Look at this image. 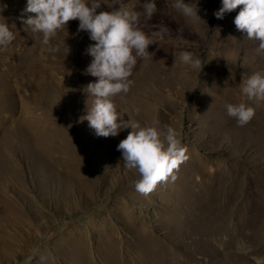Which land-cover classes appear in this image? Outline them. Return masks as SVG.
<instances>
[{"label":"rangeland","instance_id":"1","mask_svg":"<svg viewBox=\"0 0 264 264\" xmlns=\"http://www.w3.org/2000/svg\"><path fill=\"white\" fill-rule=\"evenodd\" d=\"M143 2L120 0L140 12L146 33L167 32L114 101L125 119L178 130L187 157L174 180L147 194L116 148L129 129L97 136L82 117L94 100L82 89L96 78L84 71L91 41L78 20L50 38L53 52L18 19L25 0H0V22L14 33L0 46V264H254L251 256H264V98L242 92L264 70V50L236 29L239 6L218 19L220 0H199L202 19L191 20L174 0H156L147 18ZM103 3L110 9L113 0ZM182 50L202 58L200 73L178 60ZM240 102L255 109L243 126L225 107ZM203 198L208 207L219 199L224 211L208 215ZM176 215L193 216L184 231L172 226ZM73 238L90 252L83 262L68 254Z\"/></svg>","mask_w":264,"mask_h":264},{"label":"clouds","instance_id":"2","mask_svg":"<svg viewBox=\"0 0 264 264\" xmlns=\"http://www.w3.org/2000/svg\"><path fill=\"white\" fill-rule=\"evenodd\" d=\"M103 0H25L18 19L23 26L31 27L33 32L42 34L41 43L55 52L57 46L50 44V38L67 22L78 20L77 32L87 33L89 44L84 54L91 57L84 71L95 77L83 91L94 97L91 107H87L83 119L97 136H116L120 131L129 129L117 145L126 168H134L139 179L134 187L142 193H149L157 182L169 176L174 180L173 170L187 159L178 130L172 126L160 127L158 120L151 125L142 126L128 114L124 118L114 101L121 93H127L133 81L130 79L138 58H147L149 45L157 43L154 38H162L167 32L162 27L154 33H146L140 26V12L132 5H123L113 0L109 9ZM239 10L233 18L237 30L246 33L249 39L258 41L257 50H264V0H220V7L213 15L223 19L226 12ZM173 7L184 17L191 20L202 19L199 0H174ZM143 13L150 18L157 11L156 0H144ZM207 12V9H204ZM14 33L9 24L0 22V46L9 44ZM69 52V46L64 42ZM178 60L201 72L204 64L200 56L182 50ZM242 92L247 99L264 98V70L251 73L243 84ZM227 115L234 117L238 125L246 124L255 113L251 104L245 102L226 104ZM254 264H264V256L253 255Z\"/></svg>","mask_w":264,"mask_h":264},{"label":"bare ground","instance_id":"3","mask_svg":"<svg viewBox=\"0 0 264 264\" xmlns=\"http://www.w3.org/2000/svg\"><path fill=\"white\" fill-rule=\"evenodd\" d=\"M150 116V115H149ZM148 116V117H149ZM147 117V118H148ZM7 149V148H6ZM193 190V189H192ZM201 192V191H200ZM198 194V193H197ZM214 194H217V195H219L220 194V191H215L214 192ZM214 194H212V195H214ZM249 197V196H248ZM208 198V197H207ZM204 199V198H203ZM226 199V198H225ZM217 200H219V199H217ZM217 200L213 203V205L211 206V207H208L207 206V201L204 199L203 200V202H202V207L204 208V207H206V208H204L203 209V211H207V213H208V215H216L217 217H218V215H219V212L221 211L220 210V207L222 208V210H223V205L219 202V204H220V206H218V207H216V203H217ZM228 206H229V204H228ZM227 206V207H228ZM232 206V205H231ZM225 208V207H224ZM236 209V208H235ZM243 209V208H242ZM218 210H220L219 212H218ZM224 211V210H223ZM232 213V212H231ZM226 214H227V211H226ZM141 215V214H140ZM203 215H205V214H203ZM222 215V214H221ZM141 217V216H140ZM201 217H203L202 215L200 216V218ZM206 217V216H205ZM221 217V216H220ZM225 217V215L223 216V218ZM192 218H193V216L192 215H176L175 217H174V222L172 223V226L173 227H176V225H177V227H176V229H178V230H181V231H184V229H185V226L186 225H188L189 224V222L192 220ZM200 218H198V219H195V220H197V222L199 223V225L200 226H202V224L204 223V219L202 220L203 222H200ZM211 218V217H210ZM137 220V219H136ZM216 220V219H215ZM217 221V220H216ZM215 221V222H216ZM26 222V221H25ZM214 222V223H215ZM222 222V221H221ZM233 222V221H232ZM223 223V222H222ZM226 223V222H225ZM208 224V223H207ZM206 224V225H207ZM234 224V223H233ZM214 225V224H213ZM227 225V224H226ZM218 226V225H217ZM221 226V225H220ZM203 227H205L204 225L202 226V229H203ZM138 228V227H137ZM189 228V227H188ZM208 227H205V229H207ZM220 228H222V227H220ZM229 228V227H228ZM175 229V230H176ZM213 229H215V228H213ZM223 229V228H222ZM241 229V228H240ZM4 230V229H3ZM98 230H100V229H98ZM234 230V229H233ZM232 230V231H233ZM101 231H103L102 229H101ZM226 231V230H225ZM3 232V231H2ZM236 232V231H235ZM11 233V232H10ZM12 234H15V232H13ZM105 234V233H104ZM248 234V233H247ZM250 234V233H249ZM11 236V235H10ZM33 236V235H32ZM104 236V235H103ZM106 236V235H105ZM116 237V236H115ZM69 238H71L70 236H69ZM6 239L7 238H5V236L3 235V234H0V246L2 245V244H4L5 243V241H6ZM12 240H15V239H12ZM80 241H82L81 239H77V238H73V239H70V242H68V244H71V243H73V245H72V247H71V249L69 250V256H73V257H75L77 260H78V262H83L86 258H88L89 256H90V252H89V250H87L86 249V247H82V246H79V245H77V242H80ZM101 242H102V240H101ZM109 243V242H108ZM12 244V243H11ZM76 246H78L77 248H75ZM105 247V246H104ZM111 247V246H110ZM99 249V248H98ZM115 249V248H114ZM159 249V248H158ZM0 250H1V247H0ZM1 252H3V250H1ZM114 252V251H113ZM112 252V253H113ZM115 252H116V250H115ZM111 253V254H112ZM104 254V253H103ZM123 254V253H122ZM102 256V255H101ZM110 256H112V255H110ZM159 257L161 256V254H159L158 255ZM109 257V256H108ZM113 257V256H112ZM120 257V256H119ZM162 258H164V256H161ZM115 258V257H114ZM117 258V257H116ZM128 259V258H127ZM166 259V258H165ZM168 259V258H167ZM102 260V259H101ZM104 260V259H103ZM110 260V259H109ZM115 260V259H114ZM118 260H120V259H118ZM169 260V259H168ZM171 260V259H170ZM108 261V260H107ZM151 262H153V260H150ZM181 261H183V262H181ZM181 261H179L180 262V264H185V262H187V260L185 261V260H181ZM122 262V261H121ZM133 262L135 263V260H133ZM154 263V262H153ZM163 263V262H162ZM172 262L171 261H166V262H164L163 264H171ZM174 263H177L176 262V260L174 261ZM99 264V263H98ZM155 264H161L160 262H156Z\"/></svg>","mask_w":264,"mask_h":264}]
</instances>
